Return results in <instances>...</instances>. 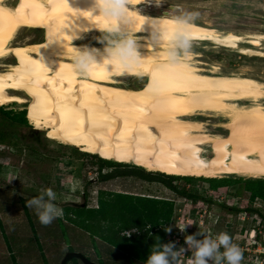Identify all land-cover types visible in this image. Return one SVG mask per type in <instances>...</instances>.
Listing matches in <instances>:
<instances>
[{
	"label": "bare ground",
	"instance_id": "1",
	"mask_svg": "<svg viewBox=\"0 0 264 264\" xmlns=\"http://www.w3.org/2000/svg\"><path fill=\"white\" fill-rule=\"evenodd\" d=\"M146 1L129 4L135 26L144 24L134 34L140 62L116 76L103 65L88 74L73 69L74 48L105 46L81 44L105 33L103 17L88 14L93 0H0V107L26 106L31 125L51 141L107 161L176 177L264 179V82L202 69L192 52L188 60H169L167 43L151 41V30H171L178 17L138 9ZM21 29L44 37L15 42ZM190 30L193 42L264 58V34L224 33L194 21ZM130 79L144 80L146 89ZM200 117L221 120L212 128L224 134L208 133Z\"/></svg>",
	"mask_w": 264,
	"mask_h": 264
},
{
	"label": "rangeland",
	"instance_id": "2",
	"mask_svg": "<svg viewBox=\"0 0 264 264\" xmlns=\"http://www.w3.org/2000/svg\"><path fill=\"white\" fill-rule=\"evenodd\" d=\"M138 9L178 18L196 13L194 22L220 32L264 34V0H162L159 7L146 1ZM42 32L21 29L15 42L26 43L27 39L38 42L44 37ZM104 35L91 34L81 44L104 45L99 40ZM191 52L200 55L195 61L202 69L219 67L221 74H242L264 82L263 57L242 55L236 49L210 42H193ZM7 62L13 63L3 61ZM125 82L146 89L144 80ZM30 112L26 106L15 104L0 107V264H59L67 252H79L96 264H143L133 263L125 254L98 238H92L65 214L48 226L41 225L35 210L26 208L25 202L47 188L56 192L54 203L62 209L76 205L86 210L97 209L101 194H106L103 197L127 194L172 202L173 215L165 228L171 227V233L166 232V236L175 242L177 249L187 247L185 237L188 235L202 232L214 239L219 233L226 232L242 248V264H264V203L260 199H249L245 182L252 179L225 177L222 179L237 181L217 189H211L207 181L197 178L175 180L179 189L200 196L201 200L197 202L177 197L158 183L132 177L101 181L98 173H110L108 165L100 172L97 156L93 158V154L82 148L51 141L49 132L38 131L31 125ZM199 120L207 122L208 133L224 134L222 129L215 131L212 128L221 120L202 117ZM73 179L82 182V187L75 192L70 190ZM224 207L236 208L240 212L229 213ZM250 209L257 211L251 212ZM197 239H203V236ZM191 255V252L181 255L177 264H187ZM76 264L80 263L77 261Z\"/></svg>",
	"mask_w": 264,
	"mask_h": 264
},
{
	"label": "clouds",
	"instance_id": "3",
	"mask_svg": "<svg viewBox=\"0 0 264 264\" xmlns=\"http://www.w3.org/2000/svg\"><path fill=\"white\" fill-rule=\"evenodd\" d=\"M130 2L131 0H93V7L88 10V14L92 16L93 12H98L97 15L105 20L103 29L105 35L99 38L105 46L102 52L96 48H74L72 60L75 71L88 74L103 65L106 71L122 76L139 64L141 58L137 51L138 38L134 34L142 31L144 24L135 26L136 14L129 8ZM148 2L159 7L162 0H148ZM197 15L188 13L177 18L171 30L162 31L158 26H152L151 41L167 43L166 56L169 60L180 62L191 58L194 36L190 28L191 21L196 19ZM97 56H101V63L97 62ZM79 187H82V182L73 179L70 190L75 192ZM56 199V192L47 188L39 196L26 201L25 205L26 208L35 210L41 225L48 226L55 219L64 216L63 209L54 203ZM171 231V227L165 228V232L171 233ZM198 236H203V239H197ZM185 245L186 248L177 249L175 242L158 244L147 256L145 264H177L181 255L188 252L192 255L187 264H209V261L211 264H242L244 259L242 248L234 243L232 237L226 232L219 233L214 239L202 232H197L185 237Z\"/></svg>",
	"mask_w": 264,
	"mask_h": 264
},
{
	"label": "trees",
	"instance_id": "4",
	"mask_svg": "<svg viewBox=\"0 0 264 264\" xmlns=\"http://www.w3.org/2000/svg\"><path fill=\"white\" fill-rule=\"evenodd\" d=\"M91 157L97 159L98 170L100 172L105 165H108L111 169L108 174L103 175L98 173L101 181L111 180L117 177H132L143 182L158 183L177 197L188 198L192 202L201 200L200 196L189 194L174 184L177 179L189 181L193 179L192 177H176L160 172H147L140 166L107 161L101 155H93ZM197 179L207 181L211 189H217L237 181L228 179ZM245 189L250 194L249 199L251 201L260 199L264 203V180L246 181ZM102 195L106 194H101V197H99L97 209L86 210L82 207H64L65 217L92 238H98L110 247L125 254L133 263L139 262L145 264L147 256L156 245L166 244L171 241L166 238L164 226L172 218L174 211L172 202L127 194H107L106 197ZM224 208L226 211L240 212L236 208ZM250 211L255 212L257 210L250 209ZM68 214L73 218H70ZM148 225L151 227L141 236L132 235L128 238L125 235H121L125 231L135 228L143 229ZM159 227L160 229H158ZM77 261L72 260L74 264Z\"/></svg>",
	"mask_w": 264,
	"mask_h": 264
},
{
	"label": "water",
	"instance_id": "5",
	"mask_svg": "<svg viewBox=\"0 0 264 264\" xmlns=\"http://www.w3.org/2000/svg\"><path fill=\"white\" fill-rule=\"evenodd\" d=\"M72 260H78L81 264H96L79 252H67L59 264H68Z\"/></svg>",
	"mask_w": 264,
	"mask_h": 264
},
{
	"label": "flooded vegetation",
	"instance_id": "6",
	"mask_svg": "<svg viewBox=\"0 0 264 264\" xmlns=\"http://www.w3.org/2000/svg\"><path fill=\"white\" fill-rule=\"evenodd\" d=\"M183 199H187V200H190V199H188V198H183ZM191 201V200H190ZM79 206L78 205H76V206H74V207H72V208H78ZM83 207V206H82ZM227 212H229V213H235V211H231V210H227ZM150 225H148V226H146L145 228H143V229H139V228H135V229H132V230H128V231H125L124 233H128V234H126L125 236L126 237H128V238H130L132 235H139V236H141L147 229H149L150 227H149ZM166 227V225L164 226V228ZM158 229H160V227L158 228ZM158 229H156V230H158ZM159 231V230H158ZM166 238L168 239V240H170V238L168 237V236H166Z\"/></svg>",
	"mask_w": 264,
	"mask_h": 264
},
{
	"label": "snow or ice",
	"instance_id": "7",
	"mask_svg": "<svg viewBox=\"0 0 264 264\" xmlns=\"http://www.w3.org/2000/svg\"><path fill=\"white\" fill-rule=\"evenodd\" d=\"M0 55H3V52L2 51H0Z\"/></svg>",
	"mask_w": 264,
	"mask_h": 264
}]
</instances>
